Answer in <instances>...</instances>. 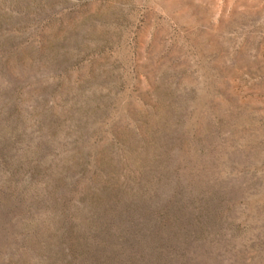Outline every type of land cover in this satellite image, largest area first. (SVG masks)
Instances as JSON below:
<instances>
[{
    "label": "rangeland",
    "instance_id": "1",
    "mask_svg": "<svg viewBox=\"0 0 264 264\" xmlns=\"http://www.w3.org/2000/svg\"><path fill=\"white\" fill-rule=\"evenodd\" d=\"M0 264H264V0H0Z\"/></svg>",
    "mask_w": 264,
    "mask_h": 264
}]
</instances>
